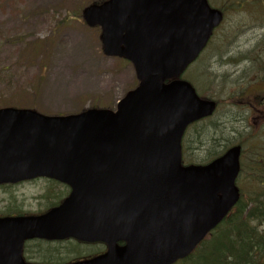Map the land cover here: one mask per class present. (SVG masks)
Here are the masks:
<instances>
[{
    "label": "water",
    "instance_id": "water-1",
    "mask_svg": "<svg viewBox=\"0 0 264 264\" xmlns=\"http://www.w3.org/2000/svg\"><path fill=\"white\" fill-rule=\"evenodd\" d=\"M84 19L102 28L106 56L134 64L140 85L117 112L0 109V185L44 176L74 189L42 217L0 220V264H26L25 240L70 237L110 245L78 264H174L240 199L241 147L207 166H182L187 127L212 116L216 102L179 79L222 16L206 0H109L88 7Z\"/></svg>",
    "mask_w": 264,
    "mask_h": 264
},
{
    "label": "rangeland",
    "instance_id": "rangeland-1",
    "mask_svg": "<svg viewBox=\"0 0 264 264\" xmlns=\"http://www.w3.org/2000/svg\"><path fill=\"white\" fill-rule=\"evenodd\" d=\"M104 1L0 0V109H33L49 116L79 114L93 108L116 110L118 102L135 90L139 81L131 63L104 55L100 28L91 29L83 21L86 7ZM212 1L230 14L231 0ZM219 42L214 39L203 59L183 76L202 97L218 104L212 118L187 133L184 161L207 162L206 149L211 148L215 129L221 138L222 146L216 149L220 152L227 148L225 139L233 143L230 145L250 140L238 182L247 199L254 189L258 191L256 178L264 169V120H253L240 104L236 94L239 86L232 77L234 61L229 56L232 41L227 38ZM198 134L205 147L196 146ZM259 155L263 161L257 160ZM256 160L258 164L253 165ZM251 168L255 171L248 175ZM12 194L9 189L0 190L1 212ZM31 195L29 192L26 208L36 209Z\"/></svg>",
    "mask_w": 264,
    "mask_h": 264
},
{
    "label": "flooded vegetation",
    "instance_id": "flooded-vegetation-1",
    "mask_svg": "<svg viewBox=\"0 0 264 264\" xmlns=\"http://www.w3.org/2000/svg\"><path fill=\"white\" fill-rule=\"evenodd\" d=\"M209 2L217 8L212 0ZM218 9L224 18L218 28V39L224 41L228 38L233 45L229 53L234 61L233 83L235 86L247 82L255 85L238 93L240 103L252 107L250 116L253 120L264 119V0H231L230 14L223 5ZM2 189H9L13 194L4 212L0 211V219L43 216L72 192L69 186L44 178L0 185ZM29 192L36 209L26 208ZM107 250L102 241L33 239L24 243L22 255L29 264H74L93 260Z\"/></svg>",
    "mask_w": 264,
    "mask_h": 264
},
{
    "label": "trees",
    "instance_id": "trees-1",
    "mask_svg": "<svg viewBox=\"0 0 264 264\" xmlns=\"http://www.w3.org/2000/svg\"><path fill=\"white\" fill-rule=\"evenodd\" d=\"M215 130L216 136L211 139L209 144L211 148L206 149L209 159L219 157L230 144H233L225 139L224 148H227L223 152L216 150L222 145L220 144L221 138L217 136L219 131ZM198 136L199 141L196 142V146L205 147L200 140V134ZM213 146L217 147L213 148ZM256 163L258 164V161ZM256 182L259 186L258 191L254 189L247 199L242 197L233 213L221 226L200 245L193 255L178 264H264L263 168L256 178Z\"/></svg>",
    "mask_w": 264,
    "mask_h": 264
}]
</instances>
